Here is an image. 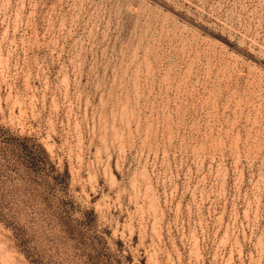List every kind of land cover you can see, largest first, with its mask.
I'll return each mask as SVG.
<instances>
[{
  "label": "rangeland",
  "instance_id": "rangeland-1",
  "mask_svg": "<svg viewBox=\"0 0 264 264\" xmlns=\"http://www.w3.org/2000/svg\"><path fill=\"white\" fill-rule=\"evenodd\" d=\"M0 264H264V0H0Z\"/></svg>",
  "mask_w": 264,
  "mask_h": 264
}]
</instances>
